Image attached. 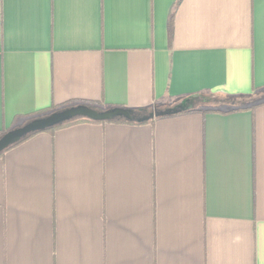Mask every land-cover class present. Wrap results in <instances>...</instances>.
<instances>
[{
  "label": "crops",
  "instance_id": "1",
  "mask_svg": "<svg viewBox=\"0 0 264 264\" xmlns=\"http://www.w3.org/2000/svg\"><path fill=\"white\" fill-rule=\"evenodd\" d=\"M182 104L9 149L0 264H264V0H0V133Z\"/></svg>",
  "mask_w": 264,
  "mask_h": 264
},
{
  "label": "water",
  "instance_id": "2",
  "mask_svg": "<svg viewBox=\"0 0 264 264\" xmlns=\"http://www.w3.org/2000/svg\"><path fill=\"white\" fill-rule=\"evenodd\" d=\"M187 110L186 104H182L164 113L136 117L132 111L124 108H111L105 111H98L92 107L79 105L57 111L43 118L34 119L22 127L6 132L0 137V154L32 134L46 132L77 118H85L95 122H109L116 119H124L138 123H146L158 117L177 115Z\"/></svg>",
  "mask_w": 264,
  "mask_h": 264
},
{
  "label": "trees",
  "instance_id": "3",
  "mask_svg": "<svg viewBox=\"0 0 264 264\" xmlns=\"http://www.w3.org/2000/svg\"><path fill=\"white\" fill-rule=\"evenodd\" d=\"M173 23H174V20H173V17L171 18L170 22H169V35H170V41H171V36H172V29H173ZM261 105V104H260ZM260 105H253V106H250V107H246V108H239L237 110H240V111H243V110H254L255 108H257L258 106ZM95 109V108H94ZM108 109H111V108H105V109H102V110H99V111H105V110H108ZM193 110H190L188 112H185V113H189ZM56 111H50V112H47V113H40V114H37L36 116H33L32 118H29V120L27 121H32L34 119H37V118H43V117H46V116H49L51 115L52 113H55ZM135 116H139L140 114H134ZM164 117H158L156 118V120H160V119H163ZM156 120H151L149 122H146V123H154ZM84 123H87V124H106V123H113V124H128V125H141V124H146V123H138L136 121H128V120H124V119H116V120H113V121H109V122H95V121H91V120H88V119H85V118H77L75 120H72L70 122H66L60 126H57L53 129H50L46 132H55V131H58V130H61V129H65V128H69V127H72V126H75V125H79V124H84ZM6 132H1L0 133V137L5 134ZM35 134H32L26 138H24L22 141H20L19 143L15 144L14 146L10 147L9 149H12V148H15L19 145H21L22 143H24L25 141L29 140L30 138H32ZM8 149V150H9ZM4 151L3 153L0 154V158H2L5 153L8 151Z\"/></svg>",
  "mask_w": 264,
  "mask_h": 264
}]
</instances>
